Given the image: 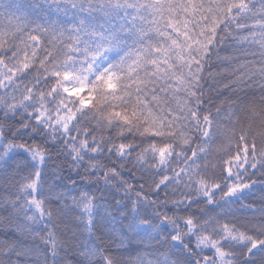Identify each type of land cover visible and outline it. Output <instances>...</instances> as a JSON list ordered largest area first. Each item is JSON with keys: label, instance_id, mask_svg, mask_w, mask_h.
I'll return each mask as SVG.
<instances>
[{"label": "snow or ice", "instance_id": "1", "mask_svg": "<svg viewBox=\"0 0 264 264\" xmlns=\"http://www.w3.org/2000/svg\"><path fill=\"white\" fill-rule=\"evenodd\" d=\"M42 2L65 18L19 6L0 15V185L14 190L0 194V224L17 234L0 237V264L25 253L30 264H118L95 244L68 258L71 222L95 236L97 197L68 196L46 174L54 155L79 171L87 154L86 171L130 192L96 158L105 151L174 193L175 211L160 214L172 228L164 264H264V91L239 95L264 90V0ZM16 117L45 142L15 138ZM136 195L134 213L155 202Z\"/></svg>", "mask_w": 264, "mask_h": 264}, {"label": "trees", "instance_id": "2", "mask_svg": "<svg viewBox=\"0 0 264 264\" xmlns=\"http://www.w3.org/2000/svg\"><path fill=\"white\" fill-rule=\"evenodd\" d=\"M34 4H39V9L32 7ZM0 15L8 17L9 13H16L19 10H27L32 15L38 16L43 12H47L49 16L60 15L61 19L65 17L57 13L55 5H49L42 2V0H0ZM259 93L258 86L254 87L250 92H241L239 95L242 98V102L248 101L252 95L257 96ZM227 95V93H225ZM20 123V117H16L13 122V126L9 129V132H15L17 139L27 140L32 142L33 140L44 143L46 135L41 136L38 132H31V129H18ZM52 149L53 152L59 151V145L48 141L45 145ZM14 156L27 157L26 153L18 152L14 153ZM100 159L105 167H115L123 176V179L128 183H132L135 187L129 192L127 190L118 191V189H124V185L121 183L118 177H112L113 186L106 185L102 176V171L96 172L86 171L89 168L86 159L80 162L81 166L79 171H74L68 166V158L64 155L53 156L49 159L47 175L55 176V183L57 185V191L63 190L68 196L78 195L81 190L88 192H95L97 197V204L99 208L96 212L97 223L96 233L91 239L87 232L84 230L85 225L83 223L71 222L70 227L75 230V234L69 232L73 246L68 252V258L74 262L78 257L76 253L81 247L85 245L95 244L97 247H103L108 252L118 258L119 264H164V253L168 248V244L161 242V233L167 234L172 228L168 224H160V214L172 215L175 211L172 204L174 193L168 191L167 195L163 192H154L151 188V180L144 175V173L134 166L133 161L129 158L127 161L117 159L114 154H109L107 151L101 156L96 157ZM62 162L61 171L59 174L54 170L58 163ZM31 161L29 160V165ZM123 164L121 168L120 165ZM24 167V165H21ZM84 176H91L92 179H82ZM69 180L75 183H70ZM143 184V188L140 185ZM5 191H14L11 188H5L0 185V194ZM143 192L148 198V202L155 201L154 203H146L141 200V206L144 209L143 212H133L131 210L132 201L137 199V192ZM178 195V193H176ZM116 201H120L117 203ZM70 202V201H69ZM193 213L200 215L199 209H192ZM182 215L181 211L178 213ZM140 219H148L151 223L140 225L138 221ZM179 223V221H177ZM42 228V225L39 226ZM160 231H156V229ZM17 234L11 230H6L5 225L0 224V237L12 238ZM19 238V237H17ZM98 238V239H97ZM23 239V238H21ZM24 243H31L28 239H23ZM22 264H30L29 255L20 257ZM99 264V261H97Z\"/></svg>", "mask_w": 264, "mask_h": 264}, {"label": "clouds", "instance_id": "3", "mask_svg": "<svg viewBox=\"0 0 264 264\" xmlns=\"http://www.w3.org/2000/svg\"><path fill=\"white\" fill-rule=\"evenodd\" d=\"M261 91H264V90H260V89H259V93H258V95H257V96H259V95L261 94ZM258 103H259V101H258ZM52 157H53V156H52ZM50 158H51V157H50ZM52 203H53V204H55V203H56V201H52ZM118 264H119V261H118Z\"/></svg>", "mask_w": 264, "mask_h": 264}]
</instances>
